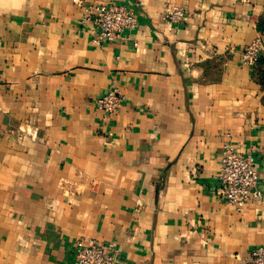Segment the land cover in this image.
Masks as SVG:
<instances>
[{"label":"crops","instance_id":"0c3cea01","mask_svg":"<svg viewBox=\"0 0 264 264\" xmlns=\"http://www.w3.org/2000/svg\"><path fill=\"white\" fill-rule=\"evenodd\" d=\"M81 2L136 27L95 45L76 0H0V264H71L78 238L114 264H241L264 245V89L241 62L255 37L264 56V0ZM227 141L258 173L241 212L217 195Z\"/></svg>","mask_w":264,"mask_h":264},{"label":"built area","instance_id":"2783aa9c","mask_svg":"<svg viewBox=\"0 0 264 264\" xmlns=\"http://www.w3.org/2000/svg\"><path fill=\"white\" fill-rule=\"evenodd\" d=\"M81 20L90 25L91 41L100 45L104 41L120 39L123 33L135 29L137 20L132 9L125 5L109 3H90L83 5ZM185 15L180 6H168L164 9L162 19L166 23H179ZM260 37L253 38L241 51V62L253 66L262 52ZM125 97L116 89H109L95 101V108L107 117L116 115L123 105ZM218 179L217 195L226 204L241 212L251 200H257L261 193L257 188L258 173L251 153H239L230 142L223 144L221 165ZM73 260L71 264H114L117 249L113 242L96 239L78 238L74 241ZM241 264H264V245L254 247L247 259Z\"/></svg>","mask_w":264,"mask_h":264},{"label":"trees","instance_id":"16d2710c","mask_svg":"<svg viewBox=\"0 0 264 264\" xmlns=\"http://www.w3.org/2000/svg\"><path fill=\"white\" fill-rule=\"evenodd\" d=\"M262 25L264 27V22ZM259 27H261V25L260 26L258 25V28ZM255 64L257 65L255 69L256 80L258 81V83H260V85L264 89V56H260Z\"/></svg>","mask_w":264,"mask_h":264}]
</instances>
